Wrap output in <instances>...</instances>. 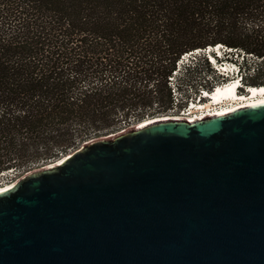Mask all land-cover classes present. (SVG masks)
I'll return each instance as SVG.
<instances>
[{"label": "water", "instance_id": "obj_1", "mask_svg": "<svg viewBox=\"0 0 264 264\" xmlns=\"http://www.w3.org/2000/svg\"><path fill=\"white\" fill-rule=\"evenodd\" d=\"M175 118L1 191L0 264H264V101Z\"/></svg>", "mask_w": 264, "mask_h": 264}, {"label": "trees", "instance_id": "obj_2", "mask_svg": "<svg viewBox=\"0 0 264 264\" xmlns=\"http://www.w3.org/2000/svg\"><path fill=\"white\" fill-rule=\"evenodd\" d=\"M218 44L217 63L264 86V0H0V173L172 115L188 82L218 83L209 69L198 84L212 64L195 54Z\"/></svg>", "mask_w": 264, "mask_h": 264}, {"label": "rangeland", "instance_id": "obj_3", "mask_svg": "<svg viewBox=\"0 0 264 264\" xmlns=\"http://www.w3.org/2000/svg\"><path fill=\"white\" fill-rule=\"evenodd\" d=\"M218 46L214 47L213 50L217 53V55L218 54L219 55H222V51L223 50L220 47H218ZM208 48H212V47H208ZM208 48L206 50H208ZM199 52L201 53V52H203V50L195 51V54H199ZM205 53L207 54V52H205ZM196 57H197V60L199 61L200 60V56L197 55ZM202 57H203V55L201 56V58ZM208 57H209V59H208L209 62H211V60L213 61V63L211 62L212 66L207 67V65L205 64V61H204L205 58H202V60H200L201 67H204L203 69H204V73L205 74H203V72H202V76H200L201 79H198L197 80L198 81V84L204 85V81L207 80L208 78H211V76L207 77V71H209V69L217 70V72L215 74H217L218 76H220L218 83H214V82L213 83H209L208 84L209 85V89H210L209 91H207L208 90L207 88H202V89H199L198 95H192L190 86H192L193 84L190 83V82H188L183 87V91H186V93L188 95H190L191 97H189L188 100L185 101L184 106L178 104V106L173 111L172 115H180L181 114V111L183 109H186V107H188L189 105H190V107L193 108L191 110H194L196 112L197 107L198 108H202V107L207 106L208 104H212V105H214V107H216L215 105L221 104L219 107L216 108V110L217 109H223L222 107H227L230 104L231 98H230V100H224L223 99V100L215 101L212 98H208V96H211L212 93L214 91H216L219 87H226V86H229V85L232 86V85H234V83H235V81L237 79L240 80L241 77L237 73L238 69H236L237 67H235L234 64L227 63V61L225 59H223L225 63H222V62L221 63H217L215 61V59L214 60L212 59L214 57L211 54H209ZM193 58H194V55L188 56L186 59H184V63L190 62V61H188V59L191 60ZM228 62H232V61H228ZM221 66H222V68H221ZM183 69H184L183 63H181V65H179V69H178L179 71H178V73L176 74V72H174V75L176 76V78L174 80L175 84L177 83V81H178L177 78L180 75V73L183 71ZM215 74H210V75L214 76ZM220 74L221 75L223 74L224 77H222ZM224 78H225V80H223ZM210 80H212V79H210ZM241 90L242 89H240V92L241 93L238 92L239 94H248V92L246 93L245 89H243V92ZM248 90H250V89H248ZM205 93H208V94H205ZM177 96H178V99L180 100L181 99V95H177ZM224 103H226V104H224ZM227 103H229V104H227ZM202 113H203V111H202ZM135 124H133V125H135ZM133 125H131V126H133ZM125 129H127V128H125ZM125 129H122V130H125ZM122 130H120V131H122ZM120 131H117L115 133H118ZM115 133H113V134H115ZM109 135H112V134H109ZM32 170H34V169H32ZM27 172H29V170ZM15 173H16V176H18V174H20L19 177L21 178L22 177L21 174H24L25 172L23 170L22 171L16 170ZM9 179H10V175L8 173H6V175H2V174L0 175V183L6 182ZM13 179H14V177H13Z\"/></svg>", "mask_w": 264, "mask_h": 264}, {"label": "bare ground", "instance_id": "obj_4", "mask_svg": "<svg viewBox=\"0 0 264 264\" xmlns=\"http://www.w3.org/2000/svg\"><path fill=\"white\" fill-rule=\"evenodd\" d=\"M218 47H221V44H218ZM214 48V47H212ZM199 51V50H196ZM239 88V86H237L236 83H234V85H229L226 87H219L212 95L211 98L214 99L215 101H219V100H230L231 98V102L227 107H222L223 109H213L214 105L212 104H208L203 108V113L201 111L200 115L198 116V114L195 117L192 118H186L183 117L181 115H169L170 117H176L175 119H187V120H191V121H195L197 119H201L207 116H213L216 114H223L228 112L229 110L238 107V106H244V105H249V104H256L259 102L264 101V86L261 87H254L251 86L247 92L248 94H239L237 92V89ZM211 103V102H210ZM226 104V103H224ZM219 105H215V106H220ZM213 109V111H211ZM151 119V118H149ZM148 119H146L147 121ZM141 123V122H140ZM138 126V125H136ZM141 126V125H139ZM62 158L58 159L56 162L60 161ZM54 162H49L47 165L45 166H51ZM11 184H7L6 187H2L0 188V192L4 191L7 188H10Z\"/></svg>", "mask_w": 264, "mask_h": 264}, {"label": "built area", "instance_id": "obj_5", "mask_svg": "<svg viewBox=\"0 0 264 264\" xmlns=\"http://www.w3.org/2000/svg\"><path fill=\"white\" fill-rule=\"evenodd\" d=\"M213 50V48H208V50H203V52H207V55H209L210 54V52ZM192 55V52L191 53H189V54H185L184 56H182V59H186L188 56H191ZM235 65V64H234ZM235 67H237L236 69H238L239 70V68H238V66H236L235 65ZM221 68H222V66H221ZM238 72V71H237ZM192 104V103H191ZM217 107H219V106H216V107H213V109H216ZM191 109H193L192 107H190V105L188 106V107H186V109H183L182 111H181V116H183V117H186V118H192V117H195L197 114H198V116L200 115V113H201V111H203V108H198L197 107V110H196V112L194 111V110H191ZM213 109L211 110V111H213ZM193 114V115H192ZM74 150H71V151H69L68 153H66V154H61L57 159H55V160H51V161H49V162H54L53 164H56V163H58V162H60L61 160H63L66 156H68L71 152H73ZM60 158H62L60 161H58V162H56L58 159H60ZM48 162V163H49ZM47 165V164H46ZM45 166V165H44ZM44 166H42V167H44ZM29 171H31V170H29ZM16 170L15 169H10V170H8V171H5V172H2V173H0V175L2 174V175H6V173H8L9 175H10V179L8 180V181H6V182H3V183H0V188H2V187H6L7 186V184H11V185H13L20 177H19V175L20 174H18V176H16ZM27 172H25L24 174H26ZM24 174H21V176H23ZM13 177H14V179H13Z\"/></svg>", "mask_w": 264, "mask_h": 264}]
</instances>
